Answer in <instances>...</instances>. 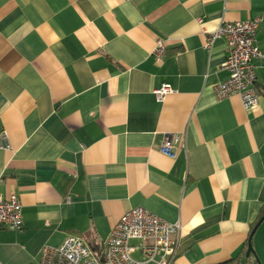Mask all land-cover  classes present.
I'll return each instance as SVG.
<instances>
[{"label": "crops", "instance_id": "obj_1", "mask_svg": "<svg viewBox=\"0 0 264 264\" xmlns=\"http://www.w3.org/2000/svg\"><path fill=\"white\" fill-rule=\"evenodd\" d=\"M259 16L264 0H0V195L19 197L23 219L0 228V264L68 236L101 251L137 206L180 224L177 264H257L243 245L264 206V58L245 109L214 92L225 40L204 43ZM255 37L264 52V18ZM173 133L170 156L159 145ZM251 245L264 264L261 224Z\"/></svg>", "mask_w": 264, "mask_h": 264}, {"label": "built area", "instance_id": "obj_2", "mask_svg": "<svg viewBox=\"0 0 264 264\" xmlns=\"http://www.w3.org/2000/svg\"><path fill=\"white\" fill-rule=\"evenodd\" d=\"M262 16L245 21H222L208 34L204 47L210 48L216 38H223L227 55L220 69L227 76L216 82L214 92L218 99L237 95L243 108L250 109L258 104L260 93L256 87L255 64L264 58L257 46L255 32ZM160 58L164 45L157 40L153 50ZM172 91L168 84H161L153 90L160 100ZM180 133L166 134L159 149L173 156L171 150L181 140ZM0 148L10 149L8 135L0 133ZM16 194L0 195V228L21 230L23 227L22 208ZM180 224L162 220L142 206L125 211L112 227L104 248L94 251L82 239L66 237L59 245H44L37 261L25 264H177V241Z\"/></svg>", "mask_w": 264, "mask_h": 264}, {"label": "water", "instance_id": "obj_3", "mask_svg": "<svg viewBox=\"0 0 264 264\" xmlns=\"http://www.w3.org/2000/svg\"><path fill=\"white\" fill-rule=\"evenodd\" d=\"M262 221H264V215H262L258 221L256 222V224L253 226L252 230L250 231L249 237H248V243H247V248H246V252L245 255L248 256L250 253L254 256L255 260L257 261V264H261V262L259 261V259L257 258L252 245H251V238L252 235L254 234L255 230L257 229V227L262 223Z\"/></svg>", "mask_w": 264, "mask_h": 264}, {"label": "trees", "instance_id": "obj_4", "mask_svg": "<svg viewBox=\"0 0 264 264\" xmlns=\"http://www.w3.org/2000/svg\"><path fill=\"white\" fill-rule=\"evenodd\" d=\"M262 215H264V206H262L261 212H260V214H259V218H260ZM247 243H248V240H247V242L243 245V247H247Z\"/></svg>", "mask_w": 264, "mask_h": 264}, {"label": "rangeland", "instance_id": "obj_5", "mask_svg": "<svg viewBox=\"0 0 264 264\" xmlns=\"http://www.w3.org/2000/svg\"><path fill=\"white\" fill-rule=\"evenodd\" d=\"M261 226H264V221H262Z\"/></svg>", "mask_w": 264, "mask_h": 264}]
</instances>
